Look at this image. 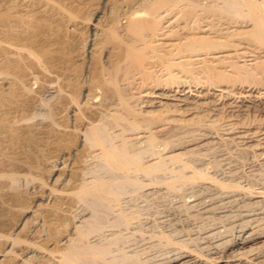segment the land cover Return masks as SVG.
<instances>
[{
    "label": "bare ground",
    "instance_id": "6f19581e",
    "mask_svg": "<svg viewBox=\"0 0 264 264\" xmlns=\"http://www.w3.org/2000/svg\"><path fill=\"white\" fill-rule=\"evenodd\" d=\"M254 106L264 0H0V264H264V172L252 189L202 157L233 144L264 169ZM140 189L220 220L153 228L169 250L145 261L120 246Z\"/></svg>",
    "mask_w": 264,
    "mask_h": 264
},
{
    "label": "rangeland",
    "instance_id": "374dc122",
    "mask_svg": "<svg viewBox=\"0 0 264 264\" xmlns=\"http://www.w3.org/2000/svg\"><path fill=\"white\" fill-rule=\"evenodd\" d=\"M257 107V108H256ZM259 108V109H258ZM261 107H258V106H254V107H250V108H248L246 111H245V115H247V116H245V117H247V118H255V117H257V118H261V119H264V109H260ZM251 109V110H250ZM226 110V111H225ZM249 110V111H248ZM263 110V111H262ZM222 113L220 112V114H221V116L223 115L224 117H231V112H228L227 111V109H225V108H222ZM259 111V112H258ZM261 111V112H260ZM228 112V113H227ZM247 112V113H246ZM263 112V113H262ZM218 113V112H217ZM255 113H257V114H255ZM258 113H260V114H258ZM225 114V115H224ZM250 114V115H249ZM252 114V115H251ZM261 114H262V116H261ZM258 115V116H257ZM242 116H244V115H242ZM252 116V117H251ZM197 133V134H196ZM195 133V135L193 134V136H192V133L190 134H188L192 139L194 138V139H196L198 136H200V133L201 132H196ZM199 133V134H198ZM187 135V137H189ZM184 136V135H183ZM196 138H195V137ZM191 138H189V139H191ZM179 139H180V137H179ZM179 139H177V140H179ZM184 139L186 140H188V138H185L184 137ZM184 139H180V140H183V141H185ZM182 143L181 141L179 142V141H176V143ZM233 145V144H232ZM232 145H229L230 147H228L229 149L227 150V151H225L224 153H222L221 152V150L220 151H218V152H216L215 151V153H214V149L212 150V149H208L207 151H208V153H207V151H206V153L208 154H205V152H204V150H203V152H201V156H202V154H205V155H207V156H205V155H203L202 157L203 158H205L204 160H205V167L207 168V167H210L212 164H213V166L214 167H210V168H212V170L210 169H208L211 173L212 172H215L216 171V173H217V171H218V175L219 176H227V175H229V174H232V175H234V174H239V175H241V177H240V180H241V178L243 179V176L242 175H244V176H246V175H248V177L247 178H250L251 177V179H246V177H244V181H246V183L245 182H243V180H241L242 181V183L244 184H246L247 185V183L248 182H250V184L248 183V185H250V186H252L251 188L253 189V188H256L259 184L258 183H260V182H262L263 180H262V176H263V174L264 173H262V176L261 175H259V173H261V172H264V171H262V170H264V169H258V170H254V169H251V166H250V163H249V157L250 156H248V155H239L238 153H235V149H236V147L235 146H232ZM233 147H235V149H233V150H231ZM211 150H212V152H211ZM209 153H210V155H209ZM217 153V154H216ZM221 153H222V156H220L221 155ZM226 153H228V154H226ZM230 153H232V154H230ZM214 154V155H213ZM216 154V155H215ZM219 154V155H218ZM223 154H226L225 155V157L223 156ZM200 155V154H199ZM228 155H230L229 157L231 158V159H229L228 158ZM236 155V156H235ZM239 155V156H238ZM205 156V157H204ZM211 156V157H210ZM214 156H215V158H214ZM216 156H218L219 158H217ZM227 156V157H226ZM235 156V158H234V160H233V158L232 157H234ZM238 156V157H237ZM243 156H245V157H243ZM220 157L222 158V159H220ZM248 157V158H247ZM212 160H211V159ZM214 158V159H213ZM226 158V159H225ZM240 159V161L239 160H236V159ZM241 158H242V160H243V158H245V159H247V160H243V161H241ZM216 159H217V161H216ZM220 160V162H219V160ZM223 160V161H222ZM228 160V161H227ZM232 160V161H231ZM251 160V159H250ZM230 161V162H229ZM239 161V162H238ZM236 163L235 165H234V163ZM208 163H209V165H208ZM210 163H211V165H210ZM231 163V164H230ZM239 163V164H238ZM245 164V167H243L244 166V164ZM237 164H238V166H237ZM240 164H241V166H240ZM243 164V165H242ZM216 165H217V167H216ZM229 165V166H228ZM247 165V166H246ZM235 166H236V168H235ZM216 167V168H215ZM231 167V168H230ZM237 171V169H239L237 172L236 171H234V172H232L233 171V168ZM237 167H240V168H242V169H240V168H237ZM248 167H250V168H248ZM228 168V169H227ZM216 169V170H215ZM218 169V170H217ZM230 169L232 170L231 172H229L230 171ZM214 170V171H213ZM254 170V171H253ZM261 170V172H259ZM222 171V172H221ZM253 171V172H252ZM257 173H256V172ZM225 172H226V174H225ZM227 172H228V174H227ZM213 174H215V173H213ZM221 174V175H220ZM225 174V175H224ZM250 175V176H249ZM254 176V177H256V178H253L252 176ZM258 177H257V176ZM261 177V178H260ZM254 180H253V179ZM258 178H259V180H258ZM255 179H257L256 181L258 182H256L255 181ZM251 180V181H250ZM248 181V182H247ZM255 181V182H254ZM253 182V183H252ZM257 183V184H256ZM252 184V185H251ZM256 185L255 187L253 186V185ZM143 190V189H142ZM141 189L139 190V193H141V194H139V193H137V194H139L138 195V197H141V196H143V194H145L144 196H145V198H143V197H141V198H138L137 197V195H135L134 197H136L135 199V201L134 200H131V201H133V203H134V205L135 204H137L136 205V208H137V206L138 205H140V207H138V209H139V212H141V213H139V215H142V216H140L141 218V223H140V228H138V229H136V230H138V231H136V230H131L132 232H130V235H131V237H130V235H128L130 238H132V239H127V240H129V242H128V244H127V241H125V242H121L122 244H120V246H121V248L124 250V248L126 249V251L128 252H135L134 250H136V252H138L139 251V255H140V252H141V255H140V258H143V256L145 257V254L144 253H146V256L148 257V261H150V260H154V259H156L157 257H160L161 255H163V252H164V255L166 254V252L169 250V247H168V245L167 244H165L164 242H163V245H166V246H158V245H160V244H162V242L160 243L159 242V237L158 238H155V236H157L155 233H154V231H153V233H151L152 232V229L154 228V230L156 231V233L160 230V231H163L162 229H164L165 231L164 232H167V231H169V233L171 232L172 233V231L171 230H173L174 232V234L172 233V235L175 237V238H177L179 235L178 234H181L180 236H182V234H183V236L185 235V237H187L189 234L188 233H190V235L192 236V237H194V235L195 234H200L202 231H204V228L206 229V228H208L209 226L211 227V225H213L214 223H216V220L215 219H217V221L218 220H220L219 218H214L213 216H207L206 214H205V216H207V217H204V215H203V213L202 212H200V210H199V207H197V208H194V209H190V208H188L187 206V208L185 207V205L183 204V196H180V194L179 193H168V195H166L164 192V194H165V196H164V194L163 193H158L157 194V192H159V191H152V193L151 192H146L145 191V189H144V191H141ZM143 192V193H142ZM161 192V191H160ZM147 193H148V195H147ZM129 193H126V195L125 196H127ZM150 194V195H149ZM157 194V195H156ZM170 194H172V195H170ZM130 195V194H129ZM128 195V197L129 198H131V197H133V196H129ZM154 195V196H153ZM126 198L127 199V204H132L133 205V203L130 201H128V199L129 198ZM133 197V198H134ZM148 197H150V198H148ZM151 197H153L152 199H151ZM161 197V198H160ZM167 197V198H166ZM169 197V198H168ZM182 197V198H181ZM132 198V199H133ZM146 198H147V200H146ZM155 198V199H154ZM170 198H172V199H170ZM180 199V200H179ZM130 200V199H129ZM145 200V201H144ZM174 200V201H173ZM182 200V201H181ZM138 201V202H137ZM139 201H140V203H139ZM181 201V202H180ZM142 202V203H141ZM147 202V203H146ZM150 202V203H149ZM145 203V204H144ZM149 203V204H148ZM147 204V205H146ZM176 204V205H175ZM178 204V205H177ZM145 205V206H144ZM143 206V209L141 208ZM175 206V207H174ZM179 206V207H178ZM135 207V206H134ZM145 207V208H144ZM166 207V208H165ZM171 207V208H170ZM182 207V208H181ZM185 207V208H184ZM172 208H173V210H172ZM176 208V209H175ZM184 208V209H183ZM153 209V210H152ZM169 209V210H168ZM186 209V210H185ZM141 210V211H140ZM144 211V213H143V211ZM155 210V211H154ZM183 210H185V211H183ZM192 210H194L193 212H192ZM148 211V212H147ZM177 211V212H176ZM180 211V212H179ZM147 214H146V213ZM158 212V213H157ZM184 212V213H183ZM189 212H190V215H189ZM173 213V214H172ZM193 213V214H192ZM197 213V214H196ZM200 213H202L201 215H198V214H200ZM161 214H162V216H161ZM164 214V215H163ZM146 215V216H145ZM149 215V216H148ZM152 217H151V216ZM160 215V216H159ZM169 215H171V216H169ZM187 215V216H186ZM191 215H192V217H191ZM197 215V216H196ZM145 216V217H144ZM154 216V217H153ZM159 216V217H158ZM194 216H196V217H194ZM199 216V217H198ZM170 217V218H169ZM186 217V218H185ZM204 217V218H203ZM210 219H209V218ZM214 218V220H213V218ZM144 218H145V220H144ZM158 220H157V219ZM162 218H163V220H162ZM197 218H199L198 220H197ZM142 219L144 220V221H142ZM166 219V220H165ZM169 219H170V221H169ZM172 219V220H171ZM176 220V222H175V220ZM196 219V220H195ZM203 219V220H202ZM209 219V220H208ZM222 219V218H221ZM156 220V221H155ZM192 220V221H191ZM193 220H195V221H193ZM210 221L209 223H208V221ZM213 222H212V221ZM163 221V222H162ZM180 222V223H179ZM204 222H205V224H204ZM149 223H150V225H149ZM161 223V225H159ZM164 223V224H163ZM165 223H167V224H165ZM173 225H172V224ZM207 223V224H206ZM213 223V224H212ZM159 226H158V225ZM211 224V225H210ZM156 225L158 226V227H156ZM167 225H169V227L166 226ZM194 225V226H193ZM202 225V226H201ZM209 225V226H208ZM142 226H143V228H142ZM148 226V227H147ZM191 226V227H190ZM200 226V227H199ZM208 226V227H207ZM147 227V228H146ZM161 227V228H160ZM176 227V228H175ZM178 227V228H177ZM196 227V228H195ZM199 227V228H198ZM204 227V228H203ZM181 228V229H180ZM145 229V230H144ZM148 229V230H147ZM151 229V230H150ZM178 229V230H177ZM185 229V230H184ZM142 230V231H141ZM149 230H150V233H151V235L152 234H154L153 236H151L150 235V233H149ZM167 230V231H166ZM196 230V231H195ZM136 231V232H135ZM140 231V232H139ZM159 231V232H160ZM180 231V232H179ZM133 232H135L134 234H133ZM141 232H142V234H141ZM148 234H146V233ZM158 232V233H159ZM194 232V233H193ZM132 233V234H131ZM145 233V234H144ZM157 233V234H158ZM170 233V234H171ZM176 233V234H175ZM191 233H193V234H191ZM141 234V235H140ZM141 236V237H140ZM151 236V237H150ZM190 236V237H191ZM150 240L151 238V240L149 241L147 238ZM134 238V239H133ZM144 239V240H143ZM145 239H147V241L145 240ZM158 240V241H157ZM142 241H145V242H142ZM187 241V242H186ZM185 241V243L187 244V243H189V244H187L189 247H187V246H184L185 244L184 243H182V245L184 246H181V244L179 245V243H178V245H179V247L181 248L182 247V249L181 250H183V249H185V247H187L186 249H190V248H194V246H196V244L198 243V241L197 240H195V239H193V240H186ZM137 242V243H136ZM138 242L140 243V245L138 244ZM156 242V243H155ZM158 242L160 243V244H158ZM194 242H197V243H195L194 244ZM124 243H125V245H127V246H125L124 245ZM135 243V244H134ZM151 243V244H150ZM151 246H150V245ZM158 244V245H157ZM192 246H191V245ZM134 245V246H133ZM131 246V247H130ZM136 246V247H135ZM140 248H139V247ZM158 246V247H157ZM124 247V248H123ZM148 247H150V248H148ZM165 247H166V249H165ZM134 248V249H133ZM138 248V249H137ZM160 248H162V249H160ZM168 248V249H167ZM133 249V250H132ZM144 249H146L145 251H143ZM159 249V250H158ZM131 250V251H130ZM166 252H165V251ZM118 251H116V253H117ZM144 252V253H143ZM151 253V254H150ZM158 253H160V254H158ZM150 255H152V256H150ZM157 255V256H156ZM160 255V256H159ZM153 256H154V258H153ZM156 256V257H155ZM150 257L152 258V259H150ZM143 259H145V261H146V257L145 258H143ZM150 259V260H149ZM147 261V262H148Z\"/></svg>",
    "mask_w": 264,
    "mask_h": 264
}]
</instances>
